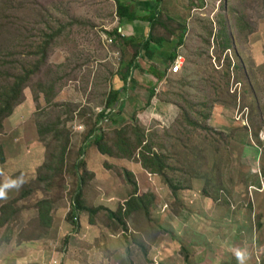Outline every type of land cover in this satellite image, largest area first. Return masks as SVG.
<instances>
[{
    "label": "rangeland",
    "instance_id": "1",
    "mask_svg": "<svg viewBox=\"0 0 264 264\" xmlns=\"http://www.w3.org/2000/svg\"><path fill=\"white\" fill-rule=\"evenodd\" d=\"M3 1L8 3L5 15L0 16V24L5 27L0 30V88L11 85L14 77L36 64V48L45 32L62 29V34L33 87L24 91L22 104L4 122L0 134V154L5 158L0 164V207L20 193L12 177L23 174L24 181H31L41 176L45 171L41 169L58 153L57 145L40 134L39 128L68 122L63 129L70 141L65 164L74 162L75 152L83 146L89 131L87 118L91 112L101 113L100 106L110 93L125 85L122 75L114 72L120 67L121 57L128 62L134 54L127 58L113 55V61L101 62L103 48L98 44H102V37L109 40L105 32L118 18L114 0H0V5ZM163 6L175 19L176 12L183 8L189 11L184 14L191 20L181 23L188 26L186 44L179 54L186 61L184 69L180 75L171 76L170 59L158 60L160 64L146 61L135 73L134 82L129 79L128 89L121 96L125 101L122 126L131 124L132 115L152 97V106L157 108H149L153 113L146 128L159 136L158 143L174 157L175 144L184 151L174 138L177 130L172 129L178 119L183 120L181 108L188 111L187 103L208 104L212 113L206 126L226 138L233 136L230 162L222 172L204 169L201 157L210 158L214 147V143L205 142L204 136L211 133L203 129L193 132L189 126L188 145L193 152L183 165L195 178L193 189L183 191L176 202L159 177L134 162L104 157L90 148L84 158L88 173L85 206L116 212L128 199L132 188L114 168L135 173L141 194H155L152 213L156 225L150 226L155 236L144 237L149 254L134 239L126 240L122 232L102 230L101 223H108L105 213L98 215L97 227H91L89 216L82 214L81 231L76 233L67 220L76 180L61 174L52 183L56 197L52 230L40 242L19 246L18 232L37 218L32 207L24 211L20 227L8 234L7 243H0V264H264V0H196L195 7L192 0H164ZM240 19L246 24L244 32L237 29ZM224 29L232 38V46L221 52L223 39L219 36ZM209 30L214 31L211 38ZM237 66L243 68L241 74L236 73ZM92 68L106 73L104 86L93 83ZM39 82L56 85L52 104L47 103L44 92L35 101ZM219 88L223 92L227 88L236 96L238 106L217 104ZM222 102L232 104L233 99L226 97ZM84 112L87 116L80 118ZM40 115L50 117L40 121ZM191 116L200 120L194 112ZM103 129L106 135L113 131L109 123ZM41 194L34 192L23 205L27 208L36 203ZM142 225L139 230L146 228ZM68 239L71 245L66 246Z\"/></svg>",
    "mask_w": 264,
    "mask_h": 264
},
{
    "label": "trees",
    "instance_id": "2",
    "mask_svg": "<svg viewBox=\"0 0 264 264\" xmlns=\"http://www.w3.org/2000/svg\"><path fill=\"white\" fill-rule=\"evenodd\" d=\"M114 1L117 4V16L122 22L125 20L132 21L139 19L138 12L130 5L126 4L127 0ZM7 3L8 2L3 1L0 5L1 17L5 15ZM163 4L164 0H158V7L151 10L150 15L146 17L151 22L152 26L149 39L142 41H138L134 38L127 39V43L131 44L135 51L133 58L128 62L123 61L121 67L120 74L125 81V86L122 87L121 90H114L110 93L106 102L100 106V108L103 107L101 113L96 114L91 112L90 118H87L88 120L86 119V125L88 126L89 131L84 138L83 146L79 151L75 152L78 153V155L76 154V158L71 165L68 166V164H65L68 159L70 141L68 134L63 129H66V124L68 122L64 124L65 126L63 125V122H60L52 123V125L43 127L42 129L39 128L40 134L50 138L52 143L57 145L58 153H55L50 162L46 163L41 169L45 170L42 172L41 176L38 175L37 178H33L31 181H24L23 174L12 177L16 188L19 187L20 193L17 197L0 207V243L3 241L7 243L8 234L11 231H15L16 227H20V218L22 214H24V211L31 209V207L37 212V218L27 227L22 228L18 232L16 236L18 245L40 242L43 237L49 234L54 224V206L56 199L52 191V183L58 175L65 174V177L69 176L76 180L75 191L71 196V211L67 217L68 222L75 227L74 231L76 233L81 230L79 219L82 214H87L89 216V224L91 227H97L99 222L97 219L98 215L105 213L108 223H101L102 230L108 232L110 231V228H112L115 232H122L126 240L134 239L138 245L142 246L144 252L148 255L150 252V246L147 245L144 237L150 238L152 234L153 237L155 236L154 231L150 230L151 225H156V220L152 213V209L156 202L155 194L153 192L141 194L135 173L126 169L114 168L116 174L123 180L125 185L132 188V192L128 199L119 204V208L116 212L108 211L103 207L93 208L85 206L83 194L88 176L87 163L84 161L86 150L95 148L104 157L139 164L144 171H147L153 177H159L164 181L169 190L172 191L176 202L180 200L179 198L183 191L193 189L192 181L195 178V175L183 165V161L193 152L189 146L191 141L190 133L188 131L189 126L192 130L203 129V131L211 133L204 136L205 142L214 143L212 156L210 158L205 156L201 157L204 169L211 173L222 172L225 168L226 162H230L229 149L233 141V136L226 138L224 134H217L206 126L212 113V106H209L208 104L197 106L187 103L188 111L186 108L183 109L180 107V116H182L183 120L178 119L176 122L177 126H173L172 129L177 130L178 135L174 138L178 140V144L183 145L184 151H180L177 144H175L173 147L174 157L165 149V145L158 143L156 138L159 136L155 132H151L150 129L144 127L140 122L139 115L141 113L139 112L141 111L142 113H145L147 109L152 106V97L149 104L132 115L131 124L126 123L122 126L120 119L125 108V101L121 99V96H123L124 92L128 89L129 79L134 82L136 70L141 69L140 58L142 57V54L146 53V56L148 55L152 58L155 54L156 46H163L166 41L174 42L176 39L177 44L175 45L170 60V62L174 64L180 56V48L186 44L185 40L188 26L182 25L175 18L171 17V15L163 9ZM195 4L196 0H192L193 7H195ZM242 23L243 20L240 19L238 21L237 29L244 32L246 24L245 22L244 25ZM222 24L224 28L227 27L224 21ZM3 28L5 27L0 24V30ZM209 31L211 33L209 38H211L214 31ZM61 34L62 29L53 33L45 32L43 34V42L36 48L35 56L39 58L36 64L30 66L28 69H24L22 74L14 77L11 85L0 88V134L4 129V122L11 117L14 114L15 109L22 104L24 100V91L33 87L34 79L40 75L43 68L46 66L52 48ZM116 34L117 36L122 37L120 29L116 30ZM219 37L223 39L221 52L230 50L232 46V38L228 32L224 29ZM206 44L210 46V41L208 40V43ZM230 65L231 64L229 63V68ZM242 69L243 68L240 66H237L235 71L236 73L241 74ZM165 73H163V75ZM158 75L161 76V74H156L154 76ZM36 86L39 90H37V92L34 90V92L37 93L35 101H39L38 94L44 92L47 103L52 104L53 98L56 95V85L54 83L44 85L39 82ZM219 90L220 93L217 92L219 97H217L218 99L216 98L218 101L217 104L231 105L234 107L238 106V103H236V96L230 95L227 88L224 92L221 88H219ZM154 94L155 93L152 91L151 96H154ZM226 97L233 99V102H231L232 104L222 102ZM85 112L80 115V118L87 116L88 113ZM193 112L200 119L199 121L193 120L194 117L191 116V113ZM40 116V121H42L41 119L43 117H50L49 115ZM105 121H108L113 128V131L107 135L103 132ZM180 122H184V124H181ZM62 126L63 128H61ZM193 132H195V130ZM75 153L72 151L71 154ZM4 160V156L0 154V164L3 165ZM178 165L181 167L178 168ZM34 192H39V194L42 193V197L36 203L31 206L29 205L26 208L23 203L27 202L28 197ZM133 219L134 227L131 224ZM142 223L144 224L142 225ZM141 225L146 228L144 230H139V226ZM13 235L15 236V234ZM158 236L159 235L157 234L156 238L153 240H156ZM70 242L71 239H68L66 241V246L71 245ZM66 252H68V249H66Z\"/></svg>",
    "mask_w": 264,
    "mask_h": 264
},
{
    "label": "crops",
    "instance_id": "3",
    "mask_svg": "<svg viewBox=\"0 0 264 264\" xmlns=\"http://www.w3.org/2000/svg\"><path fill=\"white\" fill-rule=\"evenodd\" d=\"M176 3H177V1H176ZM126 4L130 5L133 9H135L138 12L139 19L132 20V21L131 20H125L122 22L119 18H117V21L111 26V28L106 30L105 35L107 38H109V40H106L102 37V44L100 42L98 44V46L100 48H103L102 51H103L104 57H101L102 63H104L105 60L113 61L114 60L113 55L116 58H118V55L124 56L127 58L130 53H134L135 49L131 44L127 43V39L134 38V39H137L138 41H142V40H147L150 37L151 31H152L151 30L152 26H151V22L146 17H148L150 15L151 10H154L158 7V0H127ZM178 5H179V3H178ZM163 8H164V6H163ZM185 10H187V9L183 8L182 11L176 12L175 13L176 15L175 14L174 15L177 18L176 20H178V22L183 23V24H188V22L191 20V17L190 16L185 17V14H184ZM186 12L188 13L189 11L187 10ZM185 18H187V19H185ZM117 29H120V32L122 33V37L117 36V34H116ZM175 42L166 41L163 46H156L155 45L156 46L155 54L152 58L149 57L148 55L146 56V53L142 54V57L140 58L141 69H143V66L147 63L146 61H148V60L154 64L155 63L160 64L158 62V60H167V58L171 60L173 52H174V48H175V46H174L173 50L171 51V46L175 45L174 44ZM105 48L108 49V51H109L108 53L105 51ZM169 51H170V53H169ZM133 56H134V54H133ZM133 56H132V58H133ZM120 60H121L120 67L118 70H116V72H114L115 74L117 73L116 75L119 77L121 76L120 72H121V67L123 65V61H126L125 59L122 60V57ZM137 71L138 70H136V73H137ZM108 74L111 75V72L108 71ZM92 76H93V83L96 84V86H98V85L104 86V84L107 81L106 73L100 69L95 70L92 68ZM163 89L165 90V87H163ZM119 90H121V89L119 88ZM116 91H118V89H116ZM152 104H153V102H152ZM153 107H155V106H151V108H153ZM155 108H157V107H155ZM152 113L153 112H151V109H147V111L145 113H142L144 116L141 114L139 115L140 122L142 123V125H144V127H147V125H148L147 121H148L149 117L152 115ZM147 129H149V128H147ZM136 165L138 166L139 164H136ZM139 166H138V168L141 167V166L140 167ZM140 169H142V168H140ZM84 251H86V250H84Z\"/></svg>",
    "mask_w": 264,
    "mask_h": 264
},
{
    "label": "built area",
    "instance_id": "4",
    "mask_svg": "<svg viewBox=\"0 0 264 264\" xmlns=\"http://www.w3.org/2000/svg\"><path fill=\"white\" fill-rule=\"evenodd\" d=\"M185 59L182 57H179L174 64H171L169 67V73L172 76H178L182 73L184 66H185ZM109 121V120H108ZM108 121H105V123H108Z\"/></svg>",
    "mask_w": 264,
    "mask_h": 264
},
{
    "label": "clouds",
    "instance_id": "5",
    "mask_svg": "<svg viewBox=\"0 0 264 264\" xmlns=\"http://www.w3.org/2000/svg\"><path fill=\"white\" fill-rule=\"evenodd\" d=\"M104 124H106V123H104ZM12 184V183H11ZM12 187H14V185L12 184ZM15 187H16V185H15Z\"/></svg>",
    "mask_w": 264,
    "mask_h": 264
}]
</instances>
